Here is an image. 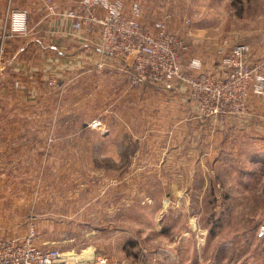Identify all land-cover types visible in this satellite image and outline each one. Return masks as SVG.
<instances>
[{"label": "rangeland", "instance_id": "1", "mask_svg": "<svg viewBox=\"0 0 264 264\" xmlns=\"http://www.w3.org/2000/svg\"><path fill=\"white\" fill-rule=\"evenodd\" d=\"M121 1L127 13L135 0ZM137 1L144 26L164 17L184 39L183 67L193 56L220 63L239 42L264 51V0ZM125 69L122 78L85 72L67 86L55 77L38 102H0V173L22 224L36 227L39 245L55 239L63 264H264L261 171L229 159L222 131L212 147L207 125L224 120L199 117L185 84L132 85ZM157 92L187 97L182 129L157 100L141 99Z\"/></svg>", "mask_w": 264, "mask_h": 264}, {"label": "crops", "instance_id": "2", "mask_svg": "<svg viewBox=\"0 0 264 264\" xmlns=\"http://www.w3.org/2000/svg\"><path fill=\"white\" fill-rule=\"evenodd\" d=\"M73 5L72 0H0L1 103L7 101L9 96L15 97L19 102L25 100L38 102L43 98L40 96L41 93L46 90L48 93L53 92L55 87L50 85L49 81L54 80L55 77L61 78V84L65 86L73 77L85 72L97 73L110 70L122 78L123 64L128 62L109 58L101 52L98 26L85 25L76 28L71 18L57 13L58 10L62 12ZM13 10L26 12L27 31L2 37L3 29L8 27L5 22L7 13ZM211 28L216 27L211 26ZM202 31L203 29H199L198 33ZM199 39H202L200 34ZM257 54L255 53L254 56L250 49L247 54L248 60L264 57V51ZM217 67H219L217 61L206 65V69L212 71ZM116 81L120 88L119 81L117 79ZM157 93L141 99H146L147 105L157 100L161 105V117L167 119L177 117L174 120L180 126L178 127L177 124L175 126L177 129H182L183 125L180 121L185 113L183 107L185 104L191 105L187 97L179 93L176 95ZM49 98L53 97L49 96ZM127 102L130 105L136 104V99L128 98ZM248 106L247 112L229 115L222 123L209 121L207 128L214 135L212 147L218 146L222 131L224 150L229 152V159L240 160L245 167L261 171L264 178V94L250 95ZM168 109L171 111H167ZM6 181V175L0 173V238L20 237L28 232L29 226L22 224L23 214L18 208L17 197L15 201L9 202ZM35 232L37 234L36 230ZM41 242L40 244H45L43 246L53 247L51 244L56 240L48 238Z\"/></svg>", "mask_w": 264, "mask_h": 264}, {"label": "built area", "instance_id": "3", "mask_svg": "<svg viewBox=\"0 0 264 264\" xmlns=\"http://www.w3.org/2000/svg\"><path fill=\"white\" fill-rule=\"evenodd\" d=\"M73 1L78 8L68 9L66 16L76 28L98 26L101 52L128 62L122 68H126L132 85L148 83L176 92L183 83L197 102V115L219 120L247 112L250 95L264 94V57L249 61L246 43L231 45L215 71L207 70L196 56L183 67L181 55L187 47L184 39L168 28L164 17L150 28L144 26L139 1L131 2L127 13L121 0ZM26 19L25 11H9L2 37L26 33ZM90 124L98 126L100 121ZM35 238L32 226L23 236L0 238V264H63L58 249L39 245Z\"/></svg>", "mask_w": 264, "mask_h": 264}, {"label": "bare ground", "instance_id": "4", "mask_svg": "<svg viewBox=\"0 0 264 264\" xmlns=\"http://www.w3.org/2000/svg\"><path fill=\"white\" fill-rule=\"evenodd\" d=\"M83 252H85V251H82V253H80V254H73V253L69 252V253H66L64 255H66V256L68 255L67 258L72 259V260H75V259H78L81 256H83L84 255Z\"/></svg>", "mask_w": 264, "mask_h": 264}]
</instances>
